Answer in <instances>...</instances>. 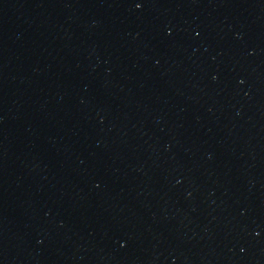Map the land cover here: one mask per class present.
I'll list each match as a JSON object with an SVG mask.
<instances>
[{
    "label": "water",
    "instance_id": "obj_1",
    "mask_svg": "<svg viewBox=\"0 0 264 264\" xmlns=\"http://www.w3.org/2000/svg\"><path fill=\"white\" fill-rule=\"evenodd\" d=\"M0 264H264V0H0Z\"/></svg>",
    "mask_w": 264,
    "mask_h": 264
}]
</instances>
